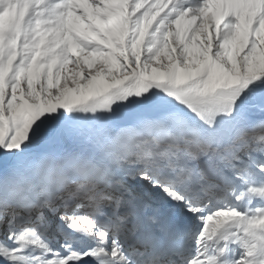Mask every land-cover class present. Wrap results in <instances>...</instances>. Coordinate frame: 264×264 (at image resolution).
<instances>
[{
  "label": "snow or ice",
  "instance_id": "6c2138e0",
  "mask_svg": "<svg viewBox=\"0 0 264 264\" xmlns=\"http://www.w3.org/2000/svg\"><path fill=\"white\" fill-rule=\"evenodd\" d=\"M0 264H264V0H0Z\"/></svg>",
  "mask_w": 264,
  "mask_h": 264
},
{
  "label": "rangeland",
  "instance_id": "374dc122",
  "mask_svg": "<svg viewBox=\"0 0 264 264\" xmlns=\"http://www.w3.org/2000/svg\"><path fill=\"white\" fill-rule=\"evenodd\" d=\"M68 69H69V74H70L71 71L74 70V66H73V65H69V66H68Z\"/></svg>",
  "mask_w": 264,
  "mask_h": 264
}]
</instances>
